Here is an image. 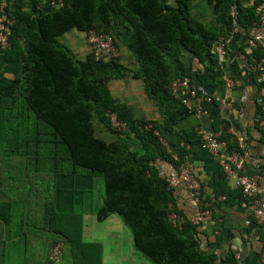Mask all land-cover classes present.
I'll return each mask as SVG.
<instances>
[{"label":"trees","instance_id":"trees-1","mask_svg":"<svg viewBox=\"0 0 264 264\" xmlns=\"http://www.w3.org/2000/svg\"><path fill=\"white\" fill-rule=\"evenodd\" d=\"M195 1L64 0L60 8L42 0L9 2V48H0V192L13 204L5 222L18 238L7 236L0 242L7 254L16 250L21 264H51L49 251L57 244L63 247L61 264H103V243L87 241L83 233L86 195L93 194L97 176L103 178L102 205L92 215L100 223L117 216L149 262L218 264V255L202 250L199 226L178 210L175 188L168 182L171 174H161L157 165L169 164L175 173L181 166L190 168L202 195L204 183L191 165L203 160L215 196H225L228 203L243 201L241 192L228 186L223 168L202 149L196 128L177 129L193 114L172 85L185 78L192 81L197 63L217 88L223 70L216 46L235 32L248 37L264 0H204L213 10L211 23L193 13ZM77 31L86 40L91 31L111 36L119 53L128 51L136 67L120 54L96 60L89 51L84 60L77 59L60 42ZM226 51V58H232L227 46ZM263 57L253 43L247 60L256 83ZM232 67L239 78L238 64ZM127 77L143 82L160 120L135 116L112 94L111 82ZM255 106L256 117H261L264 109L258 100ZM203 108L227 150H238L236 130L223 119L220 101L212 97ZM109 113L125 123V132L112 126ZM169 134L178 138L172 141ZM26 185L30 196L22 192ZM40 186L46 192L38 199ZM20 205L23 213L18 216ZM172 212L186 217L182 228L170 223ZM223 264H237L232 250Z\"/></svg>","mask_w":264,"mask_h":264},{"label":"crops","instance_id":"crops-1","mask_svg":"<svg viewBox=\"0 0 264 264\" xmlns=\"http://www.w3.org/2000/svg\"><path fill=\"white\" fill-rule=\"evenodd\" d=\"M246 1L251 3L254 0ZM203 9H206V13H200L196 10L193 13L200 19L204 20L209 17L212 21V7L207 3ZM71 33L74 34V32ZM68 38H74V44H77L74 35L72 37L70 35ZM252 45L253 43L249 36L247 37L243 34V37H241L238 32L233 33L226 43L229 53L233 57L226 58L222 63H219V68L223 70V74L215 82L217 88L214 89L210 85L212 84V80L208 78L207 71L197 63H193V77L191 81L198 88L206 91L213 90L214 93L212 95L216 100L222 102L225 99V104L221 103V115L223 119L232 124L234 127L233 130H236L234 131L235 133L240 134L241 132H245L246 134L249 153V157L246 160L248 174H256L258 171L264 173V112L260 115L261 117H256L255 106V100H258L264 109V88L261 86V83H256L253 80V72L250 68L248 69L247 55H250ZM74 47L82 52L84 56L90 51L85 38L82 45H75ZM120 55L131 68L136 67V62L128 51L121 49ZM185 62L187 67L191 66L187 59H185ZM234 62L238 64L241 71L239 78L233 71L232 66ZM110 88L116 98L128 104L133 109L135 116L152 120L161 119L157 106L147 98L142 81L127 77L112 81ZM199 125H204L207 129L211 130L212 120L208 115L202 116L201 119L193 115L184 120L177 129L197 128ZM168 137L172 141L178 138L171 134ZM157 166L161 170V174L169 175L175 173L172 167L164 162L159 161ZM191 168L204 183L203 194L201 195L204 204L203 206L198 205L183 187L174 189L175 203L178 210L182 211L187 218L195 217L202 207H211L212 221L202 224L198 228V239L201 242L202 250L208 255H218V264H223V260L228 256L229 250L235 253L237 264H263L264 225L260 224L252 213L244 208L238 200L233 203H228L222 201L221 196H215L213 188L207 182L211 176H208L210 174H207L208 171H206L207 168H205L203 160L195 159ZM227 182L228 186L235 190L233 188L234 178H227ZM21 202L22 206L27 204L25 201ZM12 206L13 204L5 199V195L0 192L1 240L6 239L7 236L18 238L17 234L11 232V226L5 222L9 220V209ZM18 208L20 209L21 205ZM22 213L19 210L17 215L20 216ZM10 219H13V216H10ZM108 219H112L117 224H121L120 222H122L115 215ZM3 246L2 242H0V264H21L20 262L15 263L10 257L7 258L8 254ZM127 251L120 246L119 242L114 244L112 248H107L104 245L103 264L137 263L135 260H130L129 256V253L131 254L132 252L138 255L135 249L132 247L129 253ZM141 263L152 264L148 260L146 262L142 260Z\"/></svg>","mask_w":264,"mask_h":264},{"label":"built area","instance_id":"built-area-1","mask_svg":"<svg viewBox=\"0 0 264 264\" xmlns=\"http://www.w3.org/2000/svg\"><path fill=\"white\" fill-rule=\"evenodd\" d=\"M11 0H0V48L6 50L9 48V36L13 21L6 15V9ZM50 3L56 8H60L64 4V0H42ZM258 21L253 24L249 32V37L258 48L262 49L264 54V2L258 7ZM90 51L96 60H111L119 56V50L113 43V39L109 35L97 34L91 31L87 38ZM227 43V41H226ZM226 43L219 42L216 46L214 54L219 63L226 59ZM258 70L262 73L259 79L260 83H264V57L258 64ZM173 92L181 97L188 110L197 118L207 115L203 108L205 101L211 102L212 95L198 87H194L189 78L174 82L172 85ZM225 104V99L220 104ZM222 106V105H221ZM108 117L112 126L119 131L125 132L126 125L119 121L114 113H109ZM197 135L200 139V145L208 154H210L223 168L227 178H234L233 188L243 195L242 206L246 208L257 221L264 225V173L258 171L256 174H248L246 169V160L249 157L246 134L241 132L237 134L238 150H227V143L221 140V132L207 129L204 125L196 128ZM170 188L185 187L189 192V196L200 206H203L201 199L200 182L193 176L190 168L181 166L177 173H173L168 179ZM222 201L226 200L225 196L221 197ZM168 219L170 223L177 228H182L187 221L186 217L172 212ZM192 225L200 226L212 221V211L208 206L200 209L199 213L188 219ZM63 247L61 244L52 246L49 251L51 264H60L62 258ZM264 264V253L262 255Z\"/></svg>","mask_w":264,"mask_h":264},{"label":"rangeland","instance_id":"rangeland-1","mask_svg":"<svg viewBox=\"0 0 264 264\" xmlns=\"http://www.w3.org/2000/svg\"><path fill=\"white\" fill-rule=\"evenodd\" d=\"M206 5H207V3L204 0L195 1L192 5V10L194 12L196 10L197 12H200V13L201 12L206 13L205 12L206 9H203L206 7ZM197 6H198V8L196 9ZM204 20L206 23L212 22L211 18L209 19V17L207 19H204ZM70 35H71V37H72V35H74L77 44H74V41H73L74 38H71V39L68 38ZM60 42L66 48H68L71 52H73L77 59H79V60L85 59L84 54L82 52H80L76 47H74L75 45L80 46L83 44L84 36L82 35V33L78 32V31L74 32V34L73 33H71V34L67 33L66 35H64V38H62V39L60 38ZM109 138H110V136H109ZM1 156H4V155H1ZM13 162L14 163H22V160L19 158H14ZM30 170H31V172H33L32 168ZM94 181H95L94 192H93V194L88 193L86 195V200H85L84 208H85V212H86L85 214L86 215L83 216L84 238L87 241L101 242L107 248H112L114 246V244H117L119 242L120 246L123 247V249L128 250L127 251L128 253H129V250H131L133 247V249H135V252L138 255L134 254L133 252L131 254L129 253L130 260L137 261V263H135V264H142L141 263L142 260L146 262L147 261L146 258L138 250H136L129 228H127L122 222H120L121 224L114 223V221L112 219H108L103 223L97 222L96 218L92 215L91 210L96 211L102 205V195H103V186H104L102 177L97 176L94 178ZM30 189H31V187L26 185L25 187H23L22 192H25L27 195H29ZM39 189L41 190V194L38 197V199L43 198L42 194L44 192H46V189H43L42 186H40V188L38 187L37 191ZM33 192H36V191H33ZM32 196L35 197V195H32ZM91 200H93L92 207H91ZM20 210H21V208H20ZM14 219H16V217ZM33 220L35 222V220H37V219L31 218L30 222H32ZM28 221H29V219H28ZM15 224L18 226V222L16 220H13L12 225H15ZM39 248L41 249V247H39ZM8 255H10L12 257V258L11 257L10 258L12 259V261L14 260L15 263L19 262V257H18V253L16 252V250H11Z\"/></svg>","mask_w":264,"mask_h":264}]
</instances>
